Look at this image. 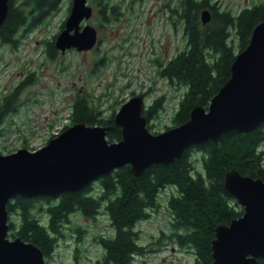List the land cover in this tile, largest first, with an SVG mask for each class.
Masks as SVG:
<instances>
[{"label":"trees","instance_id":"trees-1","mask_svg":"<svg viewBox=\"0 0 264 264\" xmlns=\"http://www.w3.org/2000/svg\"><path fill=\"white\" fill-rule=\"evenodd\" d=\"M95 1L97 11L107 12L108 20H113L115 5L108 10L110 0ZM61 2L8 0L7 14L0 24V43L14 47L21 27L44 22ZM101 2L105 9L101 8ZM163 2L168 4L171 16L182 24L185 39L184 46L167 59L160 70L170 83L174 82L182 89L171 117L173 125H177L189 118L195 105L207 107L211 97L228 79L236 54L248 44L254 26L264 20V0L238 9H224L212 0ZM204 8L211 13L206 23L201 21ZM54 38L55 35L45 43V52L50 58L59 53ZM30 79L31 75H28L13 91L0 98V125L5 116L15 110L16 95ZM99 98L77 92L70 103L69 123L51 134L47 141L79 121L108 126L107 139L120 140L121 127L114 121L116 109L104 114ZM162 100L163 96H159L144 106L142 114L148 128V121L162 107ZM1 127L0 135L3 133ZM263 142L264 121L247 131L231 129L216 139L190 145L173 161L152 163L139 174L133 173L129 164L121 165L99 176L95 180L98 181L97 188L94 182H89L78 189L55 194H16L6 205L7 236L34 243L45 258L57 244L70 214L94 218L102 212L107 215L113 230L97 237L103 251L91 264H134L133 257L143 253L139 242L140 222L165 203L170 219L168 231L162 230L161 235L170 243L192 250L193 264H210L215 226L229 223L243 211L224 187V174L228 169L236 168L243 175L264 179ZM165 192L166 198L161 201ZM43 212L46 213L44 220ZM74 264H84L76 254ZM256 264H264V256L259 257Z\"/></svg>","mask_w":264,"mask_h":264},{"label":"rangeland","instance_id":"rangeland-1","mask_svg":"<svg viewBox=\"0 0 264 264\" xmlns=\"http://www.w3.org/2000/svg\"><path fill=\"white\" fill-rule=\"evenodd\" d=\"M133 1L126 20H108L103 24L96 1L87 0L93 12L81 25L86 22L94 25L98 36L91 49L68 48L53 58L45 52L46 40L53 39L60 31L71 0H62L60 7L44 22L21 27L14 47L0 43V98L31 75L30 81L23 84L16 95L15 110L8 113L0 125L3 128L0 153L20 147L33 150L44 145L51 134L69 123L70 103L77 92L99 96L104 114L117 110L134 95L132 92H145V106L163 96L162 107L148 121L149 129L158 132L173 126L171 117L182 89L170 83L160 70L163 63L184 46L182 24L174 29L172 20L177 23L176 17L168 12L166 21V10L158 11L163 0ZM212 1L224 9H238L257 0ZM262 147L264 149V142ZM195 164L200 166L197 160ZM95 180L91 182L97 188ZM165 195L160 197L161 201L165 200ZM164 204L140 222L139 242L143 253L133 257L134 264H193L192 250L170 243L161 235L162 230L168 231L170 219ZM45 216L43 212V220ZM112 230L105 213L100 212L94 218L72 213L45 260L47 264H74L76 254L79 261L91 264L103 251L97 237Z\"/></svg>","mask_w":264,"mask_h":264},{"label":"water","instance_id":"water-1","mask_svg":"<svg viewBox=\"0 0 264 264\" xmlns=\"http://www.w3.org/2000/svg\"><path fill=\"white\" fill-rule=\"evenodd\" d=\"M8 0H0V24ZM87 0H71L54 45L91 49L97 29L84 19L92 15ZM211 17L201 11V21ZM144 98L134 94L115 111L121 139L109 141L108 126L79 121L66 127L36 149L20 147L0 153V264H47L42 250L32 242L8 235L7 202L16 194H55L75 190L113 169L129 164L141 173L152 163L180 157L190 145L216 139L223 132L247 131L264 121V20L252 30L248 44L230 66V76L211 97L207 107L195 105L189 118L162 131L152 132L142 110ZM224 187L242 206V213L227 224L215 226L210 264H256L264 256V179L241 174L236 168L224 174Z\"/></svg>","mask_w":264,"mask_h":264},{"label":"flooded vegetation","instance_id":"flooded-vegetation-1","mask_svg":"<svg viewBox=\"0 0 264 264\" xmlns=\"http://www.w3.org/2000/svg\"><path fill=\"white\" fill-rule=\"evenodd\" d=\"M140 2V1H139ZM101 5L103 6L104 5V2H101ZM115 5V9H116V11H115V13H114V19L113 20H115V21H118V22H121V21H124V20H126V14L128 13V12H130L132 9H133V5H134V1L133 0H130V1H128L127 2V0H110L109 2H108V10H111V7L112 6H114ZM168 4L167 3H162V5H161V7L158 9V11L160 10H166V15H167V17H166V21H168L169 20V15H168V12H169V8H168V6H167ZM102 9L104 8L105 9V7L103 6V7H101ZM107 10V9H106ZM105 11V10H104ZM98 15H99V19H100V22H102L103 24L105 23V21H108V16H107V12H103V11H101V10H98ZM110 20V19H109ZM179 20L177 19V23H176V21H175V19H173L172 20V24L174 25V29L176 28L177 29V27L179 26ZM71 49H74V48H71ZM177 52V51H176ZM175 52V53H176ZM174 53V54H175ZM132 94H135V92H132ZM137 94V93H136ZM138 94H141L142 96L145 94V92H139ZM167 192H165V194H166ZM162 205V204H161ZM160 205V206H161ZM159 206V207H160ZM154 211H156V210H154ZM154 211H151V213L152 212H154ZM166 211H167V213H168V210L166 209ZM175 245H177V244H175Z\"/></svg>","mask_w":264,"mask_h":264}]
</instances>
